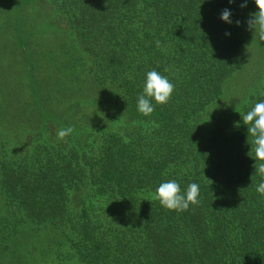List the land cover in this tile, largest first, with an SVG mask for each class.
Instances as JSON below:
<instances>
[{
  "label": "trees",
  "instance_id": "16d2710c",
  "mask_svg": "<svg viewBox=\"0 0 264 264\" xmlns=\"http://www.w3.org/2000/svg\"><path fill=\"white\" fill-rule=\"evenodd\" d=\"M24 1L37 20L54 15L86 57L95 112L85 122L118 116L128 127L96 123L71 145L51 135L40 141L45 132L16 156H0L8 213L0 232L19 246L49 241L58 264H264V196L256 191L264 178L241 117L264 101V41L246 24L255 0L245 8L244 0ZM225 9L231 24L221 20ZM251 44L263 57L262 78L238 86L245 98L236 99L233 79ZM151 70L175 90L145 116L137 98ZM172 179L182 192L197 183L200 203L176 212L153 200Z\"/></svg>",
  "mask_w": 264,
  "mask_h": 264
},
{
  "label": "rangeland",
  "instance_id": "374dc122",
  "mask_svg": "<svg viewBox=\"0 0 264 264\" xmlns=\"http://www.w3.org/2000/svg\"><path fill=\"white\" fill-rule=\"evenodd\" d=\"M43 4L51 10L45 1ZM32 6L22 0L0 1V156H16L26 150L27 141L45 132L40 141H47L51 135L52 141L69 145L81 143L96 123L124 132L128 125L118 116L113 123L110 119H96L98 122L89 119L88 129L82 128L87 125L84 118L95 112L91 105L95 88L86 76L88 61L78 42L58 24L54 15H50L51 21L47 16L37 20L38 14L33 15L36 7ZM252 7L253 13L258 11L255 1ZM19 24L24 30L18 33L15 28ZM254 51H258L255 46H248L244 69L233 79L232 93L236 99L245 98L243 88L238 86L249 90L252 83H259L262 78L263 57ZM247 60L253 63L250 65ZM81 104H85V109L73 113ZM208 120L204 124L210 127ZM65 127H73L75 131L60 140L57 132ZM6 211L0 202V214L7 215ZM15 241L16 236L0 232V264H58L52 259L49 241L29 237L28 243L20 246Z\"/></svg>",
  "mask_w": 264,
  "mask_h": 264
},
{
  "label": "clouds",
  "instance_id": "9594fccd",
  "mask_svg": "<svg viewBox=\"0 0 264 264\" xmlns=\"http://www.w3.org/2000/svg\"><path fill=\"white\" fill-rule=\"evenodd\" d=\"M230 3L233 0H229ZM257 12L249 14L246 21L248 29L254 31V34L260 41H264V0H255ZM247 7V0L241 4V8ZM232 13L225 9L221 14V20L231 24ZM237 26L240 21H236ZM226 35H230L226 33ZM159 46V42H157ZM168 71V69H165ZM175 90V85L169 81L166 76L161 75L156 70L146 73V80L143 92L137 98V110L140 114L150 116L154 111L153 101L156 105H165L169 102ZM243 124L247 127L248 137L251 140V152L254 153L256 161L254 168L257 174L264 178V101L256 103L247 113L241 115ZM239 127V125H236ZM75 129L73 127L61 128L57 132V138L64 140L71 135ZM171 167V166H169ZM256 191L264 196V179L256 187ZM200 187L197 183H190L186 191L181 190L180 184L172 179L162 182L152 193V199L158 201L162 207L169 211L183 212L187 211L190 205H198Z\"/></svg>",
  "mask_w": 264,
  "mask_h": 264
}]
</instances>
